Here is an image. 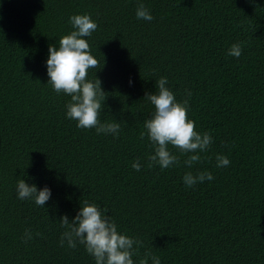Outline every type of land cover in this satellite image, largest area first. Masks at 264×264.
<instances>
[{"label": "trees", "instance_id": "obj_1", "mask_svg": "<svg viewBox=\"0 0 264 264\" xmlns=\"http://www.w3.org/2000/svg\"><path fill=\"white\" fill-rule=\"evenodd\" d=\"M141 3L152 21L137 19ZM74 15L98 25L85 38L99 61L88 79L102 81L99 119L120 123L115 137L78 128L71 97L48 83V48L75 30ZM237 43L239 58L228 55ZM161 77L212 138L191 168L172 145L178 164L148 167L155 109L144 96ZM217 155L230 164L218 168ZM187 172L214 179L186 187ZM18 179L50 199H18ZM85 200L139 241L134 264L145 253L160 264H264V0H0V264H95L83 244L60 245V217L71 222Z\"/></svg>", "mask_w": 264, "mask_h": 264}, {"label": "clouds", "instance_id": "obj_2", "mask_svg": "<svg viewBox=\"0 0 264 264\" xmlns=\"http://www.w3.org/2000/svg\"><path fill=\"white\" fill-rule=\"evenodd\" d=\"M136 17L149 22L154 19L142 3L137 7ZM69 22L75 30L62 37L58 47L50 45L48 48V83L57 94L63 92L71 97L66 106V115L69 119L77 121L78 128H95L98 134H112L115 137L119 134L120 123H102L99 119L108 97L102 89V81L96 76L92 80L88 79L89 69L99 67V61L90 53V46L85 38L91 36L98 25L88 15H74L70 17ZM241 54L242 47L239 43L233 44L228 51V55L235 58H239ZM129 84L131 85V81ZM167 84V79L161 77L155 82V89L158 91L153 94L145 93L144 96V100L150 102L155 109L152 118L144 122L148 138L155 146V154L148 157V167L158 164L161 169H166L178 164L179 157L173 155L169 149V145H172L181 154H190L184 164L191 168L201 160L199 153L208 149L212 138L207 132L200 134L195 130V122L188 119V100L177 102L172 91L166 87ZM144 135L141 133V139ZM216 160L218 168L230 164L227 156L217 155ZM132 167L136 171L141 170L138 159ZM213 179L210 172L196 175L187 172L183 176L186 187ZM17 192L18 199H34L36 205L41 207L51 197L48 187L37 190L34 184L29 185L24 179H18ZM59 222L61 227L66 229L61 236V246L65 241L72 249H75L78 243L83 244L87 253L94 257L95 264H134L132 257L136 252L133 246L138 245L139 241L120 234L116 223L95 204L85 200L71 222L66 215L61 216ZM31 238V233L26 232L25 242ZM149 258L152 264H160L159 257H149L148 253H145L140 264H148Z\"/></svg>", "mask_w": 264, "mask_h": 264}]
</instances>
